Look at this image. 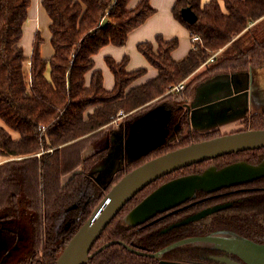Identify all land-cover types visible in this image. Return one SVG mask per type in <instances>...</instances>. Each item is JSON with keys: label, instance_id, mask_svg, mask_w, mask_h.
Segmentation results:
<instances>
[{"label": "trees", "instance_id": "1", "mask_svg": "<svg viewBox=\"0 0 264 264\" xmlns=\"http://www.w3.org/2000/svg\"><path fill=\"white\" fill-rule=\"evenodd\" d=\"M133 1L42 0L50 18L54 49L50 58H44L40 30L31 55L21 44L32 0H0V119L6 125L0 127V155L7 159L0 165V227L10 233L5 226L15 230L23 226L29 236L24 256L16 264H56L74 234L129 171L175 149L222 135L220 130L190 132L173 145H159L130 162L102 185L93 171L111 150L108 139L120 113L134 121L162 106L174 117L180 116L186 126L189 114L185 105L195 99L204 82L264 65V0H177L172 9L174 17L187 27L192 39L200 37L199 42L193 41V48L182 61L172 54L180 46L178 38L167 40L158 34L154 42H141L139 53L159 73L139 87L131 86L148 73L146 68L129 71L128 57L122 62L106 58L115 76V87L108 91L103 72L95 69L94 56L111 44L126 46L129 34L156 13L151 0H138L132 7ZM187 7L198 17L194 24L183 18ZM184 80V91L169 93L172 85ZM241 125L244 128L236 131L264 129V109L250 114ZM89 148L96 151L81 158ZM262 158L264 148L247 150L159 178L130 199L102 232L92 252L116 240L140 250L144 249L140 245H147L151 252L159 250L167 243L163 242L167 235L154 240L153 235H159L158 228L175 222L174 215L154 225L129 227L124 218L133 208L175 177L201 172L217 161L222 166L236 161L258 163ZM250 185L258 189L221 195L210 202L241 196L247 208L252 206L246 217H264V177ZM235 217L230 219L242 224L239 218L243 217ZM67 224L70 227L65 230ZM125 245H110L86 264H155L151 257Z\"/></svg>", "mask_w": 264, "mask_h": 264}, {"label": "water", "instance_id": "2", "mask_svg": "<svg viewBox=\"0 0 264 264\" xmlns=\"http://www.w3.org/2000/svg\"><path fill=\"white\" fill-rule=\"evenodd\" d=\"M182 15L190 24H194L198 19L196 13L190 7L184 8ZM254 70L253 67L249 71L251 73L252 88L255 86V81L258 78L257 72ZM152 111L156 113L157 109ZM166 112L171 118L172 114H170L169 111ZM153 115L156 114L147 113L144 121L140 122L142 124H136L134 126L132 136L128 140L129 144L132 140L139 138L136 132L143 129L149 121L151 122ZM149 127L150 125L148 128ZM157 147L145 152H136L138 154L129 162L137 160ZM262 148H264V129L234 131L232 133L222 134L213 139L192 143L187 147L175 149L172 152L160 155L144 163V165L129 171V173L116 183L115 186L112 187V190L104 196L91 216L74 234L72 240L58 257L56 264H86L106 247L116 243H122L116 240L103 245L98 251L92 252V248L101 237L102 232L127 205L130 199L144 190V187L159 180V178L169 175L175 170L187 168L188 166L201 163L205 160H213L220 156L231 155L232 153ZM263 177L264 160L262 163L256 165L249 162H236L221 169L211 167L203 171V174H190L188 176L175 178L159 186V189L151 193L140 202L139 205L133 208L124 218V223L129 227L140 226L145 224L148 220L153 219L156 215L172 210L189 199L195 198L198 191L214 193L223 188L246 184ZM98 183L103 185L102 182ZM227 206L228 205H220L209 211H204L195 217H191L187 221H183L181 224H186L190 222V220L199 219L211 211L219 210ZM190 241H193V239H190ZM190 241L176 243L170 248ZM163 252H165V250ZM163 252L161 251V253L155 256H161ZM251 258H255V260L253 262L248 261L249 264H264V251L258 252L255 257L251 256Z\"/></svg>", "mask_w": 264, "mask_h": 264}, {"label": "crops", "instance_id": "3", "mask_svg": "<svg viewBox=\"0 0 264 264\" xmlns=\"http://www.w3.org/2000/svg\"><path fill=\"white\" fill-rule=\"evenodd\" d=\"M176 1L177 0H151V5L155 8L156 13L144 24H142L140 28L129 34L126 45L131 46L132 54L127 53L125 55L124 49L119 51V49L116 48L118 46L111 44L102 48L96 56H94L95 69H99L103 72V85L108 91H112L115 87L114 73L113 71H110L106 63V58L108 57H113L117 62H122L126 57H128L129 61L126 68L129 71H137L141 68H146L148 70V73L135 81L131 87H139L141 84L156 78L159 73L158 70H155L149 64L147 58L139 53L137 47L141 42H154L155 36L158 34L163 35L167 40L172 38L180 39V46L172 53L175 60L182 61L189 55L188 53L193 48L194 40L191 38L187 27L180 24V22L174 17L172 9ZM208 1L210 0H202L203 3ZM138 2V0L133 1L131 6L134 7ZM28 14V21L31 20V26L32 29H34L33 31H41L43 38V45L41 49L42 56L44 58H50L54 52L52 43H50V18L42 6V0H32ZM26 25L27 23L25 24L24 29L26 28ZM41 28H43V31ZM47 30H49V32H47ZM46 33L47 39L44 37V35L46 36ZM25 34L26 29L24 37ZM35 35L36 33L33 36L34 39ZM24 49L27 55H31L32 50L30 52V50L27 51L25 47ZM111 51L113 54H110ZM99 55H102L101 57L104 61V64L101 67L97 66V58L100 57ZM254 69L259 77L263 69H258L256 67H254ZM90 78L91 73L87 77L88 82ZM209 84L213 85L204 91L205 86ZM251 86L252 82L250 72L217 76L201 85L195 99L189 100L186 103L184 110L189 114V123L186 126L178 123L175 127V131L172 130L170 132L171 129L169 128V125L171 118L166 112H164L166 111L165 108L159 106L156 108V115H153L151 122L149 121L143 129H140L136 133H138L137 135H143L145 131L152 128L153 130L156 129L158 137L162 138V141L159 143L160 145H173L175 142L186 137L193 131L202 133L220 130L222 134L232 133L241 129V123L246 119V117L250 114L261 113L264 109V84H262V81L260 80V84L258 86H254L253 88ZM120 114L121 116L115 121V123H113V127L127 119V116L123 115V112ZM158 115H162L165 118V123L161 122V126ZM135 125L136 124H133L132 127L128 129L127 127L125 128L126 133L122 137V145H124V147L126 146L125 143L128 145V148L131 147L128 140L132 136ZM149 125L150 127L148 128ZM0 127H6L2 119H0ZM15 136L18 138L17 134H15ZM5 162H7V159L0 155V165ZM102 163H100L98 167H101ZM123 165L124 161L120 162L116 171L121 169Z\"/></svg>", "mask_w": 264, "mask_h": 264}, {"label": "flooded vegetation", "instance_id": "4", "mask_svg": "<svg viewBox=\"0 0 264 264\" xmlns=\"http://www.w3.org/2000/svg\"><path fill=\"white\" fill-rule=\"evenodd\" d=\"M181 120L182 118H180V116L174 117L173 115H171V121L169 125V128L171 129L170 132L172 130L175 131V125L178 123L181 124ZM172 125L173 128H171ZM263 160L264 158H262V160L258 163H249L256 165L262 163ZM129 163L130 162L124 163L123 167L119 170L127 168ZM233 163H228L221 166L220 164L222 163H219L217 161L210 164L208 167L203 169V171L211 167L221 169L226 166L232 165ZM99 164L95 167L93 171V175L95 177L98 176L97 174H99L100 172V167H98ZM118 171L114 173V176ZM203 171L189 173L188 175L203 174ZM188 175H181L175 178L184 177ZM114 176L108 179V181L104 182L103 185L110 182L114 178ZM96 179L97 182H101L99 178ZM253 182L254 181L248 182L246 184L234 185L233 187L229 188H223L218 192L214 193L198 191L197 196L195 198L189 199L188 201L175 207L174 209L160 213L156 215L153 219L145 222V224H143L145 226L154 225L159 222L161 218L165 216L170 217L171 215H174L175 222H172L171 224L165 227L162 226L161 228H158L157 233L159 235H153V240L163 235H167L163 239V242L166 241L167 243L162 245L159 250L153 252L148 251L147 245H140L146 250H140L138 248H133L128 245L125 246L128 249L136 252L137 254L151 257L152 259H154L152 260V262H154L155 264H249V262H253L255 260V258L252 259L251 256L255 257L258 252L264 251V217H246L250 211L249 209H252V206L247 208L243 204L244 200L241 196L237 197V199L234 200L233 198L232 200H227L224 196L223 200H220L216 203L210 201L214 199H219L217 197L221 195L223 196L226 194V196H228L229 194L233 195V192L245 193V191H248L249 189H258L257 185H250ZM220 205L228 206L220 208L219 210L211 211L204 215V217L190 220V222L186 224H181L183 221H187L193 216L195 217L203 213L204 211H209L215 207H219ZM185 210H187L186 213L183 212ZM255 212L256 211L251 213ZM237 215H241V217H243L239 218V220L241 219L240 221L242 224H238L234 220L230 219H237L238 217H235ZM69 227L70 225L67 224L65 226V230H68ZM3 228V226L0 227V232L6 233V235L16 238V241H19L20 237L18 236L19 231L21 230L20 228L18 230H15V228L5 226V228L8 229L10 233L4 231ZM190 239H193V241H190ZM183 241L190 242L181 243L176 245V247L170 248L176 243H180ZM164 250L165 252H163ZM161 251L163 252L161 256H155L161 253ZM24 253L21 258L24 256ZM1 258H3V256H1Z\"/></svg>", "mask_w": 264, "mask_h": 264}, {"label": "rangeland", "instance_id": "5", "mask_svg": "<svg viewBox=\"0 0 264 264\" xmlns=\"http://www.w3.org/2000/svg\"><path fill=\"white\" fill-rule=\"evenodd\" d=\"M25 29H26V34L21 44L24 45L23 47H25L27 51L30 50L31 52L32 47H33V42H34L33 36L36 33V30L34 32L33 31L34 29H32L31 20L27 22ZM41 29L43 31V28ZM47 32H49V30H47ZM44 37L45 38L47 37V33H46V36L44 35ZM116 48L119 49V51H122V49H124L125 55L127 53L132 54L131 46L126 45L123 48H119V47H116ZM110 54H113V52L111 51ZM99 56L100 57L97 58V66L101 67L104 64V61L101 57L102 55H99ZM256 68L263 69L261 71L260 76L255 81L256 82L255 86H258L260 84V80L262 81V84H264V65L256 66ZM184 81H187V80H184ZM212 85L213 84H209L205 86L204 91L210 88ZM155 109H151L147 113L155 114L154 111H152ZM147 113L146 114L144 113L142 117L138 118L137 120L135 119L134 121H133V118L125 119L121 123L114 126L113 129L111 130V133L108 139V145L110 146L111 150L108 156L104 159V162L101 164L100 172L99 174H97L98 176H96V178H99V180L102 183L108 181V179L114 176V173L118 169L120 162L122 161H124V163L129 162L132 158H134L138 154L136 152H143V151L145 152V151H148L149 149H152L160 145L159 143L160 141H162V138L158 137L157 130L156 129L153 130V128L148 131H145L143 135H138L139 138L132 140L130 142L131 147L128 148V145L126 143H125L126 145L125 147L124 145H122V137L126 133L125 128L127 127L128 129L132 127L133 124H142L140 122L144 121L146 117L145 115H147ZM158 118H159L160 126H161V122L165 123V118L162 115H159ZM171 128H173V125L171 126ZM241 128L243 129L244 126H242ZM95 151H96V148L95 149L89 148L88 150L84 151L81 158L84 159V157H88L89 155L93 154ZM67 179L68 177H65L63 181L66 182ZM20 229L21 230L19 231V236H18L20 237L19 241H16V238L6 235V233L0 232V264H16V262L21 258V256L25 252L27 245L29 244V236L26 232L25 227L22 226ZM1 256H3V258H1Z\"/></svg>", "mask_w": 264, "mask_h": 264}, {"label": "built area", "instance_id": "6", "mask_svg": "<svg viewBox=\"0 0 264 264\" xmlns=\"http://www.w3.org/2000/svg\"><path fill=\"white\" fill-rule=\"evenodd\" d=\"M194 42H199L200 40V37H194L193 38ZM186 89V81L184 82H181L177 85H172L169 89V93L171 92H181V91H184Z\"/></svg>", "mask_w": 264, "mask_h": 264}]
</instances>
